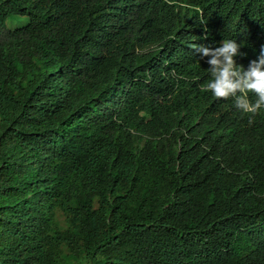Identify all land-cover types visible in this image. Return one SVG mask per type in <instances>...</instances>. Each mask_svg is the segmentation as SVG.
Wrapping results in <instances>:
<instances>
[{
    "label": "trees",
    "instance_id": "trees-1",
    "mask_svg": "<svg viewBox=\"0 0 264 264\" xmlns=\"http://www.w3.org/2000/svg\"><path fill=\"white\" fill-rule=\"evenodd\" d=\"M226 39L258 60L264 0H0V264H264V107L201 90Z\"/></svg>",
    "mask_w": 264,
    "mask_h": 264
},
{
    "label": "clouds",
    "instance_id": "clouds-1",
    "mask_svg": "<svg viewBox=\"0 0 264 264\" xmlns=\"http://www.w3.org/2000/svg\"><path fill=\"white\" fill-rule=\"evenodd\" d=\"M220 47L199 45L195 50L203 56H211L208 68L211 79L202 86V91H211L216 98H234L235 107L245 114L254 116L264 107V50L258 60H251L247 69L237 66L234 57L240 55L241 45L235 40L226 39ZM248 93H254L256 100L251 102ZM249 118V123L252 118Z\"/></svg>",
    "mask_w": 264,
    "mask_h": 264
},
{
    "label": "rangeland",
    "instance_id": "rangeland-1",
    "mask_svg": "<svg viewBox=\"0 0 264 264\" xmlns=\"http://www.w3.org/2000/svg\"><path fill=\"white\" fill-rule=\"evenodd\" d=\"M27 21H28L27 17L14 16L8 19L7 24H8V27H10L11 29H14V28L24 25L25 23H27Z\"/></svg>",
    "mask_w": 264,
    "mask_h": 264
}]
</instances>
